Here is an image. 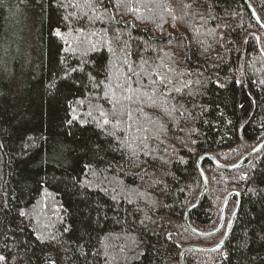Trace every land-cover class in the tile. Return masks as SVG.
I'll list each match as a JSON object with an SVG mask.
<instances>
[{"label":"trees","instance_id":"trees-1","mask_svg":"<svg viewBox=\"0 0 264 264\" xmlns=\"http://www.w3.org/2000/svg\"><path fill=\"white\" fill-rule=\"evenodd\" d=\"M250 2L264 22V0ZM75 3L0 0V264H180L184 246H215L225 232L185 225L203 190L199 158L235 163L264 137V31L245 0ZM84 36L99 50L77 44ZM125 59L170 67L172 83L159 107L150 88L124 101L131 129L127 117L100 127L97 106L112 110L106 71ZM202 168L210 188L193 227L216 228L231 191L241 206L225 246L185 263L264 264V147L237 170Z\"/></svg>","mask_w":264,"mask_h":264},{"label":"snow or ice","instance_id":"snow-or-ice-1","mask_svg":"<svg viewBox=\"0 0 264 264\" xmlns=\"http://www.w3.org/2000/svg\"><path fill=\"white\" fill-rule=\"evenodd\" d=\"M95 3L96 0H82V4L90 8ZM70 6L73 8L81 7L82 6L81 0H77V3L71 4ZM84 17H87V13H84ZM63 19L67 20L68 17H63ZM85 31L86 29L84 28L79 29V32L81 34L85 33ZM55 34L56 36L64 39V36L59 30H57ZM69 35H71V33H69ZM91 35L98 36L99 33L92 32ZM85 41H87V43L91 45L92 50H99L97 44L94 43L92 40H90L88 36H84L83 39L77 38L76 40L77 44H83ZM68 50L75 51V49L71 48V46L69 47ZM108 50L112 51L111 48H109ZM123 64L124 67L121 68L119 65L113 63L106 71L105 80L108 81V83L102 89L103 99L111 104L112 110L111 112H106L103 110V107L101 105L97 106L100 113V117L102 118L101 121L98 122V126L100 127L110 125L113 123V121H115V123L118 125L121 122L120 117H127V120L124 121V123L126 129H131L133 127V123L135 122L133 118V112L130 110V105L124 103V101H132L137 93L142 92V90L144 89L150 88L151 94H149L148 91H143L142 94L146 96L149 101H151L150 104L151 107H159L154 97L156 96L157 93H159L160 95H164V93L160 91L161 85L167 88V85L172 83V81L168 78V72L172 71L170 67L168 68L167 72H161L160 65H157L155 67L149 66L146 68L145 65H147L148 62L144 61L143 64L139 66V70L137 71L132 66V64L127 61V59L124 60ZM78 70L83 71L84 69L72 68L69 70V75L71 72H76ZM153 76L158 77V79H153ZM63 78L68 79V75H65ZM144 78H147L149 81L147 85L144 84ZM133 85H136V87H133ZM222 86L223 85H221V87ZM96 87L98 88L101 87V84H96ZM175 90L177 92L180 91L179 88H176ZM79 103H83V101H79ZM137 110L141 112L143 111V109H137ZM88 115L91 116L92 113L89 112ZM72 119H79V117L73 116ZM128 121H132L133 123H128ZM71 122L72 121L69 120V123ZM139 130L140 129L137 128V131ZM109 134L115 135V133H109ZM21 215H26V213L22 212ZM3 260H5V257L0 256V261Z\"/></svg>","mask_w":264,"mask_h":264},{"label":"water","instance_id":"water-1","mask_svg":"<svg viewBox=\"0 0 264 264\" xmlns=\"http://www.w3.org/2000/svg\"><path fill=\"white\" fill-rule=\"evenodd\" d=\"M245 2H246V5H247L249 11L252 14L254 20L264 31V22L261 20V17L259 16V14L255 10V8L251 4L250 0H245ZM263 147H264V138L256 146H254L250 151L245 153L237 162H235L233 164H223V163L219 162L213 155L208 154V153L202 155L199 158L198 168H199V171H200V174L202 177L203 190H202L200 196L198 197V199L196 200V202L193 203L192 205H190L187 208V210L185 211V214H184L185 225L190 231H192L194 234H196L200 237H211V236L218 234L219 232H221L224 229H225V232H224V235L222 236L221 240L215 246L203 247V246L194 245V244L184 246L179 253L180 264H186L184 261V256L188 252L198 251V252H211V253H213V252H217L220 249H222L228 241L230 231L234 225L235 217H236V215L240 209V206H241V194L238 191H231L230 193H228L226 195V197L224 199L223 207H222L221 221H220V224L216 228H214L211 231H201V230L193 227L190 224L189 213L192 210H194L195 208H197L202 203L204 197L206 196V194L208 193L209 188H210L209 178H208L206 172L204 171V169L202 168V162L204 160H210L213 163V165H215L219 169H222L225 171H234V170L239 169L247 160H249L251 157L256 155ZM233 197H237V204H236V207H235L232 215L230 216V218L227 221V207H228L229 201Z\"/></svg>","mask_w":264,"mask_h":264},{"label":"bare ground","instance_id":"bare-ground-1","mask_svg":"<svg viewBox=\"0 0 264 264\" xmlns=\"http://www.w3.org/2000/svg\"><path fill=\"white\" fill-rule=\"evenodd\" d=\"M263 138H264V137H263ZM255 146H256V145H255ZM250 150H251V149H250ZM250 150H249V151H250ZM242 156H243V155H242ZM242 156H241V157H242ZM241 157H240V158H241ZM240 158H239V159H240ZM239 159H238V160H239ZM238 160H237V161H238ZM237 161H236V162H237ZM223 164H225V163H223ZM231 164H233V163H231ZM199 230H200V229H199ZM219 233H220V232H219Z\"/></svg>","mask_w":264,"mask_h":264},{"label":"rangeland","instance_id":"rangeland-1","mask_svg":"<svg viewBox=\"0 0 264 264\" xmlns=\"http://www.w3.org/2000/svg\"><path fill=\"white\" fill-rule=\"evenodd\" d=\"M236 162V161H235ZM232 163H234V162H232ZM229 164H231V163H229Z\"/></svg>","mask_w":264,"mask_h":264}]
</instances>
